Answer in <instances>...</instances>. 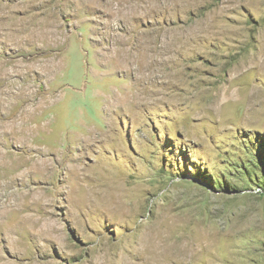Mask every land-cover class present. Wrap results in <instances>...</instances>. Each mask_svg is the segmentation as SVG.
Wrapping results in <instances>:
<instances>
[{"label":"rangeland","instance_id":"1","mask_svg":"<svg viewBox=\"0 0 264 264\" xmlns=\"http://www.w3.org/2000/svg\"><path fill=\"white\" fill-rule=\"evenodd\" d=\"M0 264H264V0H0Z\"/></svg>","mask_w":264,"mask_h":264},{"label":"bare ground","instance_id":"2","mask_svg":"<svg viewBox=\"0 0 264 264\" xmlns=\"http://www.w3.org/2000/svg\"><path fill=\"white\" fill-rule=\"evenodd\" d=\"M3 207H5V206H3Z\"/></svg>","mask_w":264,"mask_h":264}]
</instances>
